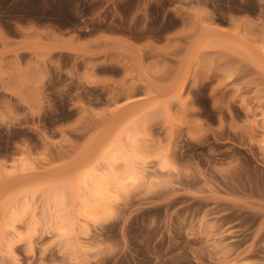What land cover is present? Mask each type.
<instances>
[{
	"label": "rangeland",
	"instance_id": "1",
	"mask_svg": "<svg viewBox=\"0 0 264 264\" xmlns=\"http://www.w3.org/2000/svg\"><path fill=\"white\" fill-rule=\"evenodd\" d=\"M0 264H264V0H0Z\"/></svg>",
	"mask_w": 264,
	"mask_h": 264
},
{
	"label": "bare ground",
	"instance_id": "2",
	"mask_svg": "<svg viewBox=\"0 0 264 264\" xmlns=\"http://www.w3.org/2000/svg\"><path fill=\"white\" fill-rule=\"evenodd\" d=\"M132 131L133 130L131 129L130 133ZM132 133L134 134V132H132ZM133 134H131V135H133ZM129 137H130V139H134L135 134L133 136L134 138L132 136H129ZM118 144L114 143L113 144L114 146L111 144L113 147L111 145L108 146V147H112V149L111 148L108 149L107 151H109V150L110 151L108 153H107V151H105L106 155L105 154H103V155L106 156L105 158H106V160L108 159L109 162L110 161L117 162L119 160H122L123 161V171H122L123 173L122 174L119 175L118 174L119 171H117V173L116 172L113 173V171L112 172L108 171V172H110V173L107 172L108 174L104 173V171H103V172H100V175L102 173L101 176L96 174L98 176L97 179H95L94 177H92L93 178L92 179L91 176L93 174L91 175V173L88 174V176H86V177L84 176L85 179L86 178L88 179L86 181L87 183H85V181H84V185H87V187L86 186L85 187L88 188L89 191H87V193L89 195L87 194L86 198L84 197L82 209L84 211V216H86L88 219H92V221H93V219H95L97 217L98 214H99V216L104 215V214L100 215V212L102 213L103 211H107V210H108V212H110L109 211V209H110L109 205L110 204L108 205V202L111 203L113 201V199H111V198L113 197L115 199V197L117 196L116 191H114V193L112 194L113 190H117L120 192H123V190L125 191V188L127 187V185L130 182L136 183L138 181L139 176H140V175H138L140 173L138 171H136L137 166L135 169V165H134V164L138 163V161H136L138 156L137 155L134 156L133 160H132V158H130V156L126 153L127 151L124 150L125 148H123V146L121 144H119V145ZM133 161H136V162L134 163ZM89 163H92V162L90 161ZM113 163H112V165H114ZM92 166L94 168L95 164H92L89 168H91ZM94 169H96V168H94ZM118 170H120V169H118ZM95 171L98 172L97 169ZM103 173H104V175H103ZM110 174H112V175H110ZM89 176H90V178H89ZM80 179H82V178L80 177ZM114 194L116 195L115 197L113 196ZM108 206H109V208H108ZM108 212H106V213L108 214ZM59 228L61 229V230L59 229L60 232H62L63 230L65 231V227L60 226Z\"/></svg>",
	"mask_w": 264,
	"mask_h": 264
},
{
	"label": "crops",
	"instance_id": "3",
	"mask_svg": "<svg viewBox=\"0 0 264 264\" xmlns=\"http://www.w3.org/2000/svg\"><path fill=\"white\" fill-rule=\"evenodd\" d=\"M105 1H112V0H105Z\"/></svg>",
	"mask_w": 264,
	"mask_h": 264
}]
</instances>
